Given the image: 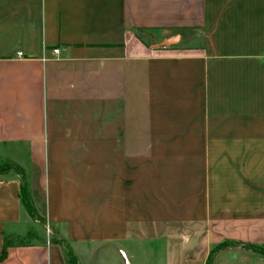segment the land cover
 Returning a JSON list of instances; mask_svg holds the SVG:
<instances>
[{"label": "crops", "instance_id": "0c3cea01", "mask_svg": "<svg viewBox=\"0 0 264 264\" xmlns=\"http://www.w3.org/2000/svg\"><path fill=\"white\" fill-rule=\"evenodd\" d=\"M0 159L78 264H264V0H0ZM19 182L0 264H66Z\"/></svg>", "mask_w": 264, "mask_h": 264}, {"label": "trees", "instance_id": "16d2710c", "mask_svg": "<svg viewBox=\"0 0 264 264\" xmlns=\"http://www.w3.org/2000/svg\"><path fill=\"white\" fill-rule=\"evenodd\" d=\"M3 171L5 172L12 171L13 174L19 177V180H20L19 189H18L19 201L21 205L29 212L30 215L36 214L37 212L35 210L33 200L31 197L28 179L23 169L15 163L5 162L3 165ZM35 235H36L35 232L32 230L28 232L25 236H16V237L4 236L3 246H2L1 253H0V261L6 258L7 250L9 246L14 245V244L28 245L30 243L26 241L28 237H31V236L35 237ZM51 241L55 243H60L65 247L66 264H78L77 257L72 251V249L70 248L68 242H66L63 239H56V238H53ZM232 244H234V242H231V241H223L219 243L215 248L211 250L207 258L206 264H212V256L216 251H218L219 249L225 246L232 245ZM248 246L264 253V246H259V245H248Z\"/></svg>", "mask_w": 264, "mask_h": 264}, {"label": "rangeland", "instance_id": "374dc122", "mask_svg": "<svg viewBox=\"0 0 264 264\" xmlns=\"http://www.w3.org/2000/svg\"><path fill=\"white\" fill-rule=\"evenodd\" d=\"M5 162L6 161H4L3 159H0V177H2V178L9 177V176L13 175L12 171H9V172L3 171V165H4ZM30 217H31L32 220H37L38 223L41 225L40 227H41V232H42L41 236L42 237L38 238L40 241L41 240H45V238L49 239V240H52L53 238H55V236L53 234L55 232L52 231L51 226L41 216H39L36 213L34 215H30ZM34 239H35V237L31 236V237H28V239L26 241L31 242ZM146 245H149V244L147 243Z\"/></svg>", "mask_w": 264, "mask_h": 264}, {"label": "built area", "instance_id": "2783aa9c", "mask_svg": "<svg viewBox=\"0 0 264 264\" xmlns=\"http://www.w3.org/2000/svg\"><path fill=\"white\" fill-rule=\"evenodd\" d=\"M54 52H55V53H57V52H58V50H57V49H55V50H54ZM18 55H21V53H19Z\"/></svg>", "mask_w": 264, "mask_h": 264}, {"label": "water", "instance_id": "95a60500", "mask_svg": "<svg viewBox=\"0 0 264 264\" xmlns=\"http://www.w3.org/2000/svg\"><path fill=\"white\" fill-rule=\"evenodd\" d=\"M164 44H169V41L164 42Z\"/></svg>", "mask_w": 264, "mask_h": 264}]
</instances>
